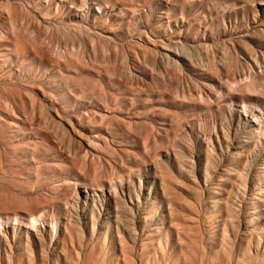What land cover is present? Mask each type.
Instances as JSON below:
<instances>
[{
    "label": "rangeland",
    "instance_id": "1",
    "mask_svg": "<svg viewBox=\"0 0 264 264\" xmlns=\"http://www.w3.org/2000/svg\"><path fill=\"white\" fill-rule=\"evenodd\" d=\"M0 264H264V0H0Z\"/></svg>",
    "mask_w": 264,
    "mask_h": 264
},
{
    "label": "bare ground",
    "instance_id": "2",
    "mask_svg": "<svg viewBox=\"0 0 264 264\" xmlns=\"http://www.w3.org/2000/svg\"><path fill=\"white\" fill-rule=\"evenodd\" d=\"M116 206V205H115ZM116 211V210H115Z\"/></svg>",
    "mask_w": 264,
    "mask_h": 264
}]
</instances>
